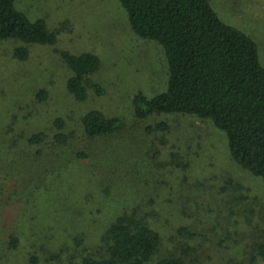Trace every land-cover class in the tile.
Listing matches in <instances>:
<instances>
[{
  "label": "rangeland",
  "instance_id": "obj_1",
  "mask_svg": "<svg viewBox=\"0 0 264 264\" xmlns=\"http://www.w3.org/2000/svg\"><path fill=\"white\" fill-rule=\"evenodd\" d=\"M210 1L224 23L258 45L264 66V0ZM15 7L58 37L53 47L0 40V264L104 258L105 233L125 214L159 235L155 262L264 264V182L232 160L225 135L192 116L135 117L134 96L165 92L168 69L162 48L132 32L119 0H16ZM23 46L29 57L20 62L14 51ZM59 52L99 57L91 80L102 92L91 89L77 101ZM91 111L121 119L122 130L89 141L81 119ZM57 118L71 149L90 160L69 163L70 149L69 165L52 169L45 151L29 144L38 132L52 138ZM15 232L17 249L10 244Z\"/></svg>",
  "mask_w": 264,
  "mask_h": 264
},
{
  "label": "trees",
  "instance_id": "obj_2",
  "mask_svg": "<svg viewBox=\"0 0 264 264\" xmlns=\"http://www.w3.org/2000/svg\"><path fill=\"white\" fill-rule=\"evenodd\" d=\"M15 2L0 0V40H17L26 46H55L57 34L44 21L31 22L16 9ZM119 2L135 36L162 48L168 69L165 92L152 98L142 93L134 96L135 117L146 120L154 114L182 115L209 121L225 135L232 160L264 182V66L258 45L242 30L224 23L210 0ZM59 54L72 73L67 89L77 101H85L91 89L102 92L91 80L100 69L99 57L92 53ZM28 57L27 47L15 49L16 60L25 62ZM46 97L44 92L38 95L42 101ZM81 125L91 142L113 138L123 128L121 119L99 111L85 114ZM53 129L52 138L46 132H38L29 139V144L40 147L39 155L45 151L52 169L62 161L65 166L91 159L88 154L71 149L63 119H55ZM157 129L167 131V126L161 124ZM70 149L72 159L67 163L64 158ZM44 174L48 175L49 170ZM10 237L11 247L17 249L20 242L16 232ZM104 242L107 256H87L80 264H185L174 257L155 262L161 239L136 214L119 217L107 229ZM260 254L264 258V247Z\"/></svg>",
  "mask_w": 264,
  "mask_h": 264
}]
</instances>
